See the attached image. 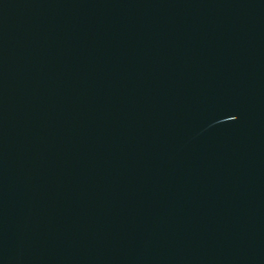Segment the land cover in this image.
Segmentation results:
<instances>
[{
	"label": "water",
	"instance_id": "water-1",
	"mask_svg": "<svg viewBox=\"0 0 264 264\" xmlns=\"http://www.w3.org/2000/svg\"><path fill=\"white\" fill-rule=\"evenodd\" d=\"M0 264H264V0H0Z\"/></svg>",
	"mask_w": 264,
	"mask_h": 264
}]
</instances>
